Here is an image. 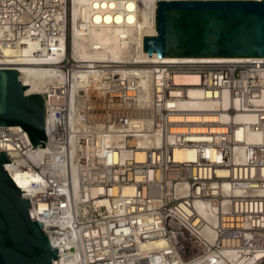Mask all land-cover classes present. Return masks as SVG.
<instances>
[{
	"label": "built area",
	"instance_id": "built-area-1",
	"mask_svg": "<svg viewBox=\"0 0 264 264\" xmlns=\"http://www.w3.org/2000/svg\"><path fill=\"white\" fill-rule=\"evenodd\" d=\"M36 2L0 0L1 45H17L28 29L37 36L36 28H28L37 19ZM22 15L28 19L21 20ZM124 64L145 70L146 88L137 76L116 71ZM100 68L99 97L91 96L92 105L77 106L72 119L62 114L66 110L55 111L50 128L51 95L41 93L50 149L39 163L25 161L34 149L21 126L0 127V148L12 162L5 168L16 165L24 176L40 172L48 180L28 199L53 244L56 237L71 242L77 264H114L120 258L115 241L135 235L168 242L158 253L161 264H191L198 257L208 263L214 250L230 244L245 261L262 264L264 57L103 62ZM186 102L215 107H185ZM140 138L150 146L140 147ZM176 148L193 151L194 159H176ZM73 169L78 200H70ZM93 190L97 193L90 196Z\"/></svg>",
	"mask_w": 264,
	"mask_h": 264
},
{
	"label": "bare ground",
	"instance_id": "bare-ground-1",
	"mask_svg": "<svg viewBox=\"0 0 264 264\" xmlns=\"http://www.w3.org/2000/svg\"><path fill=\"white\" fill-rule=\"evenodd\" d=\"M34 7L37 19H35L34 27L28 28H36L37 36H30L32 32L28 29L23 41L17 45L0 44V67L17 69L22 82L29 86L28 93L50 92L48 128L54 121L55 111L66 110L62 114L66 116V119H72L77 106L92 105L91 96L99 97L101 63L167 62L185 59L159 58L155 53L149 55L143 51V37L156 33V0H38ZM20 19L26 21L28 18L22 15ZM5 26L9 25H4L2 28ZM8 28H11V25ZM45 28H55L57 32L46 35ZM43 39H46V43L42 42ZM64 59L67 63L62 64ZM137 66V64H124L115 69L124 76H137L140 85L146 88L147 80L143 74L145 70ZM63 89V92L68 94L60 91ZM183 106L205 110L215 107L214 104L205 102L195 104L186 102ZM224 107H227V104ZM221 118L227 119V114L223 113ZM236 120H251V118L237 116ZM136 143L140 147L150 146L147 140L141 138ZM49 149L50 145L47 142L45 147L29 151L25 161L30 158L39 163L41 154ZM73 153L72 145L71 155ZM137 156L142 158L143 153L139 152ZM174 157L178 160H192L194 152L176 148ZM6 169L11 173L16 184L23 188L27 198H32L48 183L40 172H30L24 176L21 169L12 164H7ZM73 170L74 195L70 194V200H73V197L78 200L77 176L75 169ZM220 173L224 172L220 171ZM96 193L93 190L91 195L88 193V196H94ZM197 207L201 212L204 211L205 206L202 203H198ZM38 209L43 210V205L40 204ZM109 210L114 212L113 209ZM211 223L213 225L214 221L212 220ZM47 225L55 226L53 222H47ZM211 228L209 226V229ZM54 244L61 252L59 264H77L71 242L62 241L61 238L56 237ZM167 244L168 242L162 237L142 239L135 235L117 239L115 245L119 250L120 258L114 264H161L162 257L158 253ZM224 244L226 245L227 241ZM231 246L230 244L229 247L214 250L212 256L215 258L208 263L204 262V257H198L191 264H251L254 262L252 258L245 261L244 257L235 252Z\"/></svg>",
	"mask_w": 264,
	"mask_h": 264
},
{
	"label": "water",
	"instance_id": "water-1",
	"mask_svg": "<svg viewBox=\"0 0 264 264\" xmlns=\"http://www.w3.org/2000/svg\"><path fill=\"white\" fill-rule=\"evenodd\" d=\"M149 55L181 58L264 57V0H156ZM15 68L0 67V127L21 126L33 148L47 142V103L28 93ZM0 148V264H59V247L5 168Z\"/></svg>",
	"mask_w": 264,
	"mask_h": 264
},
{
	"label": "snow or ice",
	"instance_id": "snow-or-ice-1",
	"mask_svg": "<svg viewBox=\"0 0 264 264\" xmlns=\"http://www.w3.org/2000/svg\"><path fill=\"white\" fill-rule=\"evenodd\" d=\"M129 7H131V5H129ZM129 19H131V18H129Z\"/></svg>",
	"mask_w": 264,
	"mask_h": 264
},
{
	"label": "rangeland",
	"instance_id": "rangeland-1",
	"mask_svg": "<svg viewBox=\"0 0 264 264\" xmlns=\"http://www.w3.org/2000/svg\"><path fill=\"white\" fill-rule=\"evenodd\" d=\"M65 70H66V69H65ZM262 264H264V262H263Z\"/></svg>",
	"mask_w": 264,
	"mask_h": 264
}]
</instances>
